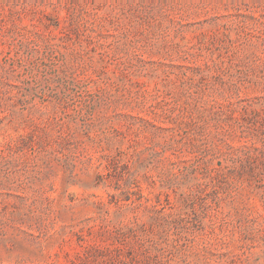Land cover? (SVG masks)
Returning <instances> with one entry per match:
<instances>
[{
    "label": "rangeland",
    "instance_id": "obj_1",
    "mask_svg": "<svg viewBox=\"0 0 264 264\" xmlns=\"http://www.w3.org/2000/svg\"><path fill=\"white\" fill-rule=\"evenodd\" d=\"M0 264H264V0H0Z\"/></svg>",
    "mask_w": 264,
    "mask_h": 264
}]
</instances>
